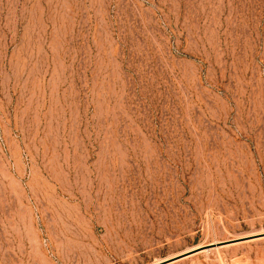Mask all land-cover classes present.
<instances>
[{"label": "rangeland", "instance_id": "1", "mask_svg": "<svg viewBox=\"0 0 264 264\" xmlns=\"http://www.w3.org/2000/svg\"><path fill=\"white\" fill-rule=\"evenodd\" d=\"M0 264H264V0H0Z\"/></svg>", "mask_w": 264, "mask_h": 264}]
</instances>
